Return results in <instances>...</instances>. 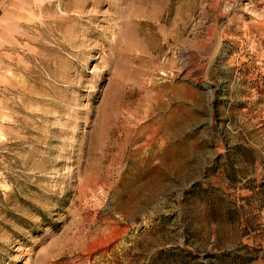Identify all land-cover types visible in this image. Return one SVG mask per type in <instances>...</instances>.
<instances>
[{"label":"rangeland","instance_id":"1","mask_svg":"<svg viewBox=\"0 0 264 264\" xmlns=\"http://www.w3.org/2000/svg\"><path fill=\"white\" fill-rule=\"evenodd\" d=\"M218 1L0 0V264H80L125 205L134 223L95 264H264V9ZM203 11L205 70L166 40Z\"/></svg>","mask_w":264,"mask_h":264},{"label":"bare ground","instance_id":"2","mask_svg":"<svg viewBox=\"0 0 264 264\" xmlns=\"http://www.w3.org/2000/svg\"><path fill=\"white\" fill-rule=\"evenodd\" d=\"M41 0H35L36 3L40 2ZM238 4V0H219L217 3L218 8L224 7L228 8V14H232L236 11V5ZM258 4L263 6L264 9V0H258ZM76 7L77 6L76 4ZM191 9V8H190ZM206 14V11L201 12L200 14L197 13H192L190 15H182L178 21L177 28L172 30V33L169 34L167 37V41H174L176 42L177 45H183L189 47V50L185 52L186 54V63H192L196 67H200V69L205 70L207 69V62L204 64H201L202 61V54H207V34L206 38L204 39H199L198 35L199 33L202 32V29L204 28V25L207 23V17L204 15ZM205 20V21H204ZM230 22L233 23L235 22V19H230ZM237 24L242 23L241 20L236 21ZM264 22H260V26L263 25ZM243 26L241 31L244 32V37L247 36L248 32L250 33V28L248 27L247 24L243 23ZM192 27L194 31H196L195 34H193V41L188 42L184 36L187 34L188 29ZM238 32V31H237ZM218 34L217 29H212L210 35L212 38H215ZM223 35V31H219V36ZM121 38V34L118 36L117 40ZM96 58H99L97 56ZM185 64H182L180 67L175 66L174 68H177L175 71L172 70L170 72V75L172 74L173 78H178L180 77L183 72L189 68H187ZM207 74V72H206ZM192 72L187 71L185 78H191ZM196 82L202 83L204 80H194ZM176 89L171 85V89L168 92H165L163 96L167 97H173L176 96ZM142 125H139L136 130L132 131L129 129L124 130V135L126 139L129 137H134L137 135H131V134H136L138 130H142ZM156 130V131H155ZM155 133L158 131L160 132V129H155ZM163 145L166 146L168 145L171 140L168 136V134H164L162 137ZM126 145H120L118 142H115L113 144V155H112V164L118 165L123 161V159L126 158V153H125ZM139 149V148H138ZM149 150V149H148ZM153 158H157L156 153L152 152L149 154H145L142 156L141 159L143 161L148 162L152 160ZM126 160V159H125ZM91 158H87V162L83 168L84 171V177L87 176V174L90 172L91 173ZM95 180V185L104 187L102 185V182L98 176H96ZM116 193L122 194V191H118V188L114 190ZM148 190L139 187L138 194L135 197L134 204H138L143 198L148 197ZM129 207L128 205H125L124 207L121 208V216L126 220L125 222H116L115 226L113 227H107L103 230H100L95 233H91L87 235L85 240L83 241L81 245V254L83 257L79 258L80 264H95V261L92 259L93 255L95 252L98 250H103L105 248L112 247L117 244H123L124 238L127 236L128 231L130 230L129 225L134 223L133 222V217L129 213ZM109 251V250H108Z\"/></svg>","mask_w":264,"mask_h":264},{"label":"trees","instance_id":"3","mask_svg":"<svg viewBox=\"0 0 264 264\" xmlns=\"http://www.w3.org/2000/svg\"><path fill=\"white\" fill-rule=\"evenodd\" d=\"M262 191H264V182L260 185Z\"/></svg>","mask_w":264,"mask_h":264}]
</instances>
